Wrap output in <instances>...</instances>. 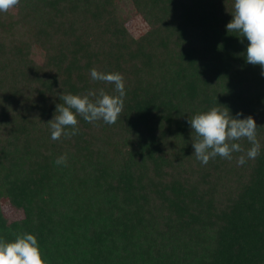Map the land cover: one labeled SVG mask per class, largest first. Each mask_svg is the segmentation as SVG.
Listing matches in <instances>:
<instances>
[{"label": "trees", "instance_id": "obj_1", "mask_svg": "<svg viewBox=\"0 0 264 264\" xmlns=\"http://www.w3.org/2000/svg\"><path fill=\"white\" fill-rule=\"evenodd\" d=\"M233 5L20 0L0 12V238L35 234L49 264H264V69L227 31ZM93 67L124 76L122 113L52 140L62 93L117 94ZM213 106L255 118V159H196L189 119Z\"/></svg>", "mask_w": 264, "mask_h": 264}, {"label": "clouds", "instance_id": "obj_2", "mask_svg": "<svg viewBox=\"0 0 264 264\" xmlns=\"http://www.w3.org/2000/svg\"><path fill=\"white\" fill-rule=\"evenodd\" d=\"M20 0H0V12L7 13L17 7ZM228 10V9H227ZM232 19L226 25L229 34L246 38L248 46L246 62L264 69V0H234ZM264 75V72H262ZM93 81L114 86L115 95L99 89L86 93H62L61 103L56 105L54 117L48 121L51 139L62 136L71 138L79 133V119L88 123L103 121L115 124L124 107L125 79L119 72H104L93 67L90 70ZM221 105V104H220ZM241 113L232 116L228 107L213 106L207 111L190 116L194 155L202 165L217 156L232 160L233 153H242L236 160L243 166L260 154L257 139V122L251 115L239 118ZM247 140L251 147L245 151L238 142ZM57 165L67 164V153L59 156ZM0 264H49L44 258L38 237L33 233L21 232L15 238H0Z\"/></svg>", "mask_w": 264, "mask_h": 264}, {"label": "rangeland", "instance_id": "obj_3", "mask_svg": "<svg viewBox=\"0 0 264 264\" xmlns=\"http://www.w3.org/2000/svg\"><path fill=\"white\" fill-rule=\"evenodd\" d=\"M124 13L129 16L128 19V26L131 29L132 33L136 36H139L143 34L148 29V24L146 21L133 13L131 10V7L129 5H126L124 8ZM34 57L36 59H40V56L38 54H35ZM3 209L5 214L10 220L17 219L21 217V212L13 208L7 200H3Z\"/></svg>", "mask_w": 264, "mask_h": 264}]
</instances>
